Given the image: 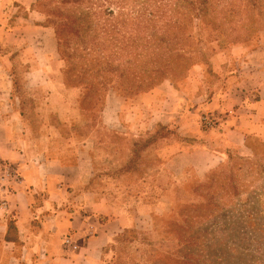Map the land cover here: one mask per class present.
Listing matches in <instances>:
<instances>
[{"label": "rangeland", "instance_id": "rangeland-1", "mask_svg": "<svg viewBox=\"0 0 264 264\" xmlns=\"http://www.w3.org/2000/svg\"><path fill=\"white\" fill-rule=\"evenodd\" d=\"M32 7L54 33L63 64L57 75L81 89L78 115L84 117L70 126L57 118L58 105L50 112L36 104L55 90L53 77L29 75L40 45H24L16 35L12 43L0 42V55L10 98L23 102L29 127L36 133L54 128L64 138L72 129L81 138L102 123L110 104L109 122L99 126L93 186L125 216L96 264H264V133L246 134L241 152L229 151L218 166L182 179L162 167L157 152L166 138L191 145L203 140L179 136L181 115L210 132L241 117L244 124L255 119L264 125V109L257 115L258 107H251L264 98V88L246 84L251 106L245 107L233 96L239 88L229 96L227 79L236 70L241 79H264V72L251 69L253 56L238 53L264 49V0H39ZM8 13L11 26L16 13ZM161 84L170 120L162 112L166 103L139 100ZM181 96L186 99L178 102ZM175 177L180 182H172ZM66 238L76 249L65 245ZM66 238L64 248L79 250L78 241Z\"/></svg>", "mask_w": 264, "mask_h": 264}, {"label": "crops", "instance_id": "crops-1", "mask_svg": "<svg viewBox=\"0 0 264 264\" xmlns=\"http://www.w3.org/2000/svg\"><path fill=\"white\" fill-rule=\"evenodd\" d=\"M38 1L0 0V42L6 40L12 43L18 35L22 37L24 45L30 42L40 45V60H32L29 75L50 72L53 77L50 84L55 90L45 101L38 100L36 104L46 106L50 112L58 105L54 111L57 118L71 126L76 118L84 117L83 113L78 115L82 92L80 88L67 87L61 75H57L63 69V64L56 58L54 33L47 26L44 15L32 7ZM19 10L27 13L21 14ZM8 11L16 13L11 26L6 24L10 16ZM250 51L241 48L238 53L249 52L248 56H253V59H249L251 69L256 73L264 72V49ZM5 58L0 55V264H96L101 248L124 227L125 216L106 204L93 186L96 184V156L100 151L99 126L109 122L110 104L101 112L102 123L85 132L81 138L72 129L69 138L62 137L54 128L36 133L29 127L30 117L23 109V102L19 98L16 101L10 98L11 87L3 75L8 71L4 66ZM43 60L49 64L42 65ZM237 71L227 78L232 85L228 90L229 96L233 88H239L233 96L240 104L243 102L245 107H249L243 88L248 83L264 88V79H241ZM29 84L36 86L32 82ZM164 88L161 84L141 95L139 100L167 104ZM181 94L186 96L182 91ZM220 95L225 96L227 92L220 91ZM112 96L126 102L125 96L118 92ZM185 99L181 96L178 102ZM54 100H58L57 103ZM252 105V108L258 107L257 115L260 114L264 109V98L261 96ZM167 108L162 112L164 118L170 120L173 113L169 110V103ZM181 116L177 120L179 136L203 140L191 145L166 138L157 149L162 167L175 169L179 173L174 174H179L181 179L218 166L229 151L241 152V141L246 134L258 133L259 129L264 133V125L258 124L255 119L244 124L241 117L239 121H233V125L228 121L230 125H222L210 132L201 130L195 120ZM117 118L121 120L118 114ZM81 122L85 125L86 120ZM58 138L63 142L60 145L55 143ZM5 164L16 168V180L8 181L3 177ZM176 180L180 182L177 177L172 182ZM102 216L108 217L106 222H100ZM68 235L78 241L79 250L72 252L64 248L63 241Z\"/></svg>", "mask_w": 264, "mask_h": 264}, {"label": "built area", "instance_id": "built-area-1", "mask_svg": "<svg viewBox=\"0 0 264 264\" xmlns=\"http://www.w3.org/2000/svg\"><path fill=\"white\" fill-rule=\"evenodd\" d=\"M3 166H4V168H3V177L7 178L8 181L11 180V179L16 180V178L18 176V174L16 172V168H14V166L11 165V164H5ZM65 245L67 247H69L70 249H76V245L69 238L65 239Z\"/></svg>", "mask_w": 264, "mask_h": 264}]
</instances>
